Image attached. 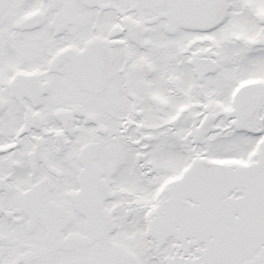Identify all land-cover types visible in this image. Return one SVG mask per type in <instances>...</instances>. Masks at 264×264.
Listing matches in <instances>:
<instances>
[{
  "label": "snow or ice",
  "instance_id": "obj_1",
  "mask_svg": "<svg viewBox=\"0 0 264 264\" xmlns=\"http://www.w3.org/2000/svg\"><path fill=\"white\" fill-rule=\"evenodd\" d=\"M0 264H264V0H0Z\"/></svg>",
  "mask_w": 264,
  "mask_h": 264
}]
</instances>
